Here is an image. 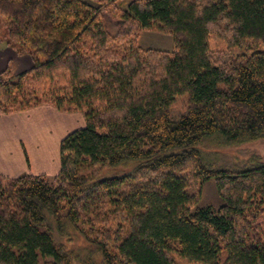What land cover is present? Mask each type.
I'll return each instance as SVG.
<instances>
[{"label": "trees", "instance_id": "trees-1", "mask_svg": "<svg viewBox=\"0 0 264 264\" xmlns=\"http://www.w3.org/2000/svg\"><path fill=\"white\" fill-rule=\"evenodd\" d=\"M0 18L34 62L0 73V112L84 119L54 178L0 176V264H264V161L203 152L264 139V0H0ZM153 30L173 48L140 46ZM212 36L242 52L217 56ZM210 179L217 209L199 205Z\"/></svg>", "mask_w": 264, "mask_h": 264}, {"label": "crops", "instance_id": "crops-1", "mask_svg": "<svg viewBox=\"0 0 264 264\" xmlns=\"http://www.w3.org/2000/svg\"><path fill=\"white\" fill-rule=\"evenodd\" d=\"M3 42L0 37V72L10 62L14 64L16 74L30 69L31 59L2 45ZM24 119L30 124L33 122V126L23 123ZM73 120L67 114L48 106L40 107L37 112L24 111L22 115L0 112V176L16 178L24 173L58 174L61 142L71 130L68 128L72 126ZM19 122H22L19 128L21 131L15 130ZM83 123L84 119L79 125ZM66 129L68 131L64 134Z\"/></svg>", "mask_w": 264, "mask_h": 264}, {"label": "rangeland", "instance_id": "rangeland-1", "mask_svg": "<svg viewBox=\"0 0 264 264\" xmlns=\"http://www.w3.org/2000/svg\"><path fill=\"white\" fill-rule=\"evenodd\" d=\"M199 1L201 5L203 6L206 4L208 0H199ZM0 21H2L1 18H0ZM108 24H109L110 31L112 33H115L116 28L114 24L111 21H108ZM0 31L2 33L3 32L5 33L6 31V28L2 24H0ZM138 43L140 46L144 48H157V49H162V50H171L174 46V39L168 33L153 30V31H144L142 35L140 36ZM2 45L6 46L7 44L3 42ZM209 46H210V49L214 51L215 54H217V56H220V57L235 55V58H236L237 55L242 52L240 48L230 45L227 40L220 38V37H215V36H212L209 38ZM7 47L13 49L12 47L8 45ZM13 50L15 51V49ZM20 55L31 59V64H32L30 66V69H31L34 66V62L32 58L28 54H20ZM13 68L15 71L14 64H13ZM188 98H189V94H185L184 96L178 97L176 102L171 106V114L174 117V119L176 120L179 119L180 115L186 111ZM43 106L54 108L55 110H58V112L60 113L63 112L67 114L70 119L71 118L74 119L72 122V126L68 128L71 130L67 134H69L70 132L76 129H79L80 127L84 125V123L81 126L79 125L80 123L83 122L82 115L79 111H62L52 104H40V105H36L28 109L15 111V113H19L20 115H22L24 114V111L37 112V110ZM10 113H14V112H10ZM6 114H9V113H6ZM23 123L30 124L29 121H27V119H24ZM21 124L22 122L21 123L19 122V125L18 127H16L15 130L21 131L19 129ZM32 124L33 122H31V124L28 126H33ZM25 128L26 126L24 127V129ZM68 129L64 131V134L65 132L68 131ZM67 134H65V136ZM209 147L211 148L209 149ZM209 147L205 148L203 152H207L208 155H210V158L213 161H215L218 166L237 168V167H243L245 165H249L255 161H264V139H259L253 142H248V143H243V144L233 145V146H226V147H223L222 145L209 144ZM27 157H28V160H27L28 164H30L29 156ZM116 173H117V170L115 168L105 167L102 169L101 176H111ZM27 174H33V173H26V174L24 173L22 175H27ZM34 175H37V174H34ZM45 175L48 176L49 178H54V176H56L57 174L56 175L45 174ZM7 179H14V178H7ZM221 204H222V198L220 197L218 193V187H217L216 181L214 179L205 181L203 188H202V198L199 202V205L212 206L215 209H217L221 206ZM260 224H261V227L264 229V217L262 218ZM76 242H73V244H71V247H79L82 245L81 242H77V243ZM182 264H185V263L183 262Z\"/></svg>", "mask_w": 264, "mask_h": 264}]
</instances>
